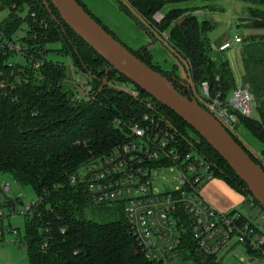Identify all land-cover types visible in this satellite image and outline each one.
<instances>
[{"label":"trees","instance_id":"obj_1","mask_svg":"<svg viewBox=\"0 0 264 264\" xmlns=\"http://www.w3.org/2000/svg\"><path fill=\"white\" fill-rule=\"evenodd\" d=\"M190 1L194 0H123V5L156 35L166 33L169 47L184 61L190 80L196 86L207 82L211 97L219 96L227 103L228 93L238 87L229 63L221 54L225 51L214 52L211 46L209 35L217 25L207 20L200 22L195 14L184 16L186 10L182 8L164 13L169 5ZM243 1L251 13L249 26L264 28V0ZM11 2L17 9L0 25V32L12 39L26 25L25 40L37 57L38 51L47 45L46 56L60 52L51 49V45H62L66 53L73 55L76 68L88 74L94 86L92 100L74 101L76 92L65 82L67 66L47 58L38 69L28 61L10 68L9 57L0 54V172L9 174L22 187H32L39 200V206L27 216L26 235L20 241L27 248L29 264H150L143 255H136L137 244L126 215L115 217L105 208L96 207L83 188L70 183V177L83 164L124 143L126 123L153 110L165 116L176 129L184 148L196 149L212 163L215 178L223 180L246 200L251 197L246 184L199 134L112 68L63 22L49 0ZM159 12L164 19L152 24ZM42 20L48 24L47 29L41 26ZM241 44V78L243 86H249L255 96L259 119L239 115L237 126H243L263 145L264 151V36L243 38ZM124 46L173 82L172 86L182 95L192 98L191 92L187 93V83L181 82L175 73L151 64L148 46L137 51ZM15 79L22 83H15ZM120 84H130L132 89H124ZM232 135L254 162L263 167L253 152L249 153L237 131ZM4 206L0 202V208ZM94 212L101 218H95ZM105 214L110 216L106 218ZM183 248L186 259L190 252L200 264L215 263L197 249L189 234Z\"/></svg>","mask_w":264,"mask_h":264},{"label":"built area","instance_id":"obj_2","mask_svg":"<svg viewBox=\"0 0 264 264\" xmlns=\"http://www.w3.org/2000/svg\"><path fill=\"white\" fill-rule=\"evenodd\" d=\"M1 7L17 9L11 0H0ZM41 26L48 28L44 20ZM25 32L21 44L16 42L17 35L9 39L0 32V54L9 57L10 68L19 65L20 57H24L38 69L46 63L44 52L49 47L40 49L37 57L25 40ZM242 42V35L237 33L219 50L227 51ZM16 55L18 60L14 62ZM74 68L70 69L75 71ZM22 70L26 72L25 68ZM85 78L88 80L75 77L74 101L93 99L94 86L88 74ZM16 82L22 83L19 79ZM189 86L192 98L231 134L236 133L239 115L253 117L256 99L249 86L236 89L227 103L219 96L211 97L208 83L199 89L193 83ZM124 129L126 141L83 164L71 175L70 183L83 188L95 204L114 202L125 206L126 219L140 255L150 264H190L183 248L189 234L197 249L213 258L212 264L230 257L239 258L245 264H264V225L242 212L220 213L201 197L202 187L215 179L213 165L196 149L184 148L178 132L165 116L153 110L126 123ZM162 187L165 189L160 191ZM10 192L9 183L0 184V200L15 205L8 195ZM247 203L264 220V207L252 196ZM23 206V214L30 217L39 200ZM4 217L0 208V220ZM5 232L19 234L17 230L0 227V238ZM241 249L246 251V256ZM187 254L191 256L190 252Z\"/></svg>","mask_w":264,"mask_h":264},{"label":"rangeland","instance_id":"obj_3","mask_svg":"<svg viewBox=\"0 0 264 264\" xmlns=\"http://www.w3.org/2000/svg\"><path fill=\"white\" fill-rule=\"evenodd\" d=\"M81 6H84L93 15L96 21H100L115 37L128 48L137 51L141 47L148 46L151 52V64L164 72H173L181 82L193 83L189 78V73L184 61L169 47V37L166 33L156 35L144 21L131 10L123 5V0H78ZM172 8H182L185 11L184 16L195 14L200 22L210 21L217 25L216 29L209 35L210 43L214 52H219V43L228 38L234 39L235 35L239 33L244 39H249L252 36H264V28L254 27L251 24V13L249 6L243 0H194L181 4L169 5L164 13ZM29 10H27L26 14ZM11 9L7 7L4 11H0V25L10 16ZM164 19V14L159 12L154 16L152 24L161 23ZM26 25L17 33L16 42L21 44L22 38L26 36ZM242 44L233 46L229 50L221 53L229 63L237 85V89L243 87L241 78V52ZM51 49L60 50V52H50L47 58L53 62H59L67 67L74 66L75 71L68 68L66 73V84L75 90V77L78 79H85L84 73L79 71L75 66V59L71 53H66L62 45H51ZM18 60V56L14 57V62ZM20 64L24 65L26 60L20 57ZM75 74V75H74ZM171 85L173 82L165 78ZM108 82V81H106ZM207 83V82H205ZM107 84V83H106ZM194 84V83H193ZM204 84V83H203ZM202 84V85H203ZM196 86V84H194ZM202 85L196 86L199 89ZM124 89L131 90L130 84H120ZM246 86V85H245ZM228 93V102L230 101L233 92ZM150 106L151 103H149ZM254 119H259V114L254 108ZM236 131L239 138L243 141L249 153L253 155L262 163L264 167V151L263 145L256 140L243 126H236ZM251 151V152H250ZM9 183L11 185V192L9 197L16 202L15 205H6L3 199L0 200L5 206L2 208L4 218L0 220V227L3 229H13L19 232L18 235L5 232L4 236L0 238V264H29V256L27 248L21 244V240L26 235V221L27 216L23 214L24 206L29 205L38 200V197L32 187H22L12 179L9 174L0 172V184ZM225 182L221 179L215 178L209 183L205 184L201 189V197L207 201V198L216 200L220 204L228 206L227 212L231 211L242 212L247 216L253 217L257 223L264 225V220L251 209L247 203L246 198L239 192L228 187L226 189ZM225 188V189H224ZM165 187L160 188V191ZM227 190L229 193H227ZM208 202V201H207ZM96 207L105 208L108 214H113L115 217L121 218V214L125 215V206L119 203L97 204ZM95 218L99 217L98 212L92 213ZM106 218L110 215L105 214ZM243 255L246 256V251L241 249ZM190 256V254H187ZM190 264H200L194 256L188 258ZM245 264L238 258L230 257L224 259L217 264Z\"/></svg>","mask_w":264,"mask_h":264},{"label":"water","instance_id":"obj_4","mask_svg":"<svg viewBox=\"0 0 264 264\" xmlns=\"http://www.w3.org/2000/svg\"><path fill=\"white\" fill-rule=\"evenodd\" d=\"M49 2L57 10L63 22L112 68L176 114L199 134L246 184L251 196L264 207L263 167L254 162L215 116L202 108L193 98L182 95L160 73L133 55L76 0H49ZM47 8L49 9V4ZM0 11H4V7H1ZM136 255L140 256L138 250Z\"/></svg>","mask_w":264,"mask_h":264},{"label":"crops","instance_id":"obj_5","mask_svg":"<svg viewBox=\"0 0 264 264\" xmlns=\"http://www.w3.org/2000/svg\"><path fill=\"white\" fill-rule=\"evenodd\" d=\"M228 41H230V39H228V38H225V39H223L220 43H219V47L222 45V44H224V43H226V42H228ZM225 185H227L226 183H225ZM228 186V185H227ZM226 186V189L228 190V191H230V189L228 188ZM225 189V188H224ZM227 190H224V191H226L227 193H229ZM231 192V191H230ZM207 201H208V203L209 204H211L214 208H216L219 212H227L228 211V206H225L224 204H220V203H218L216 200H212V199H209V198H207ZM234 211H236V210H234Z\"/></svg>","mask_w":264,"mask_h":264},{"label":"flooded vegetation","instance_id":"obj_6","mask_svg":"<svg viewBox=\"0 0 264 264\" xmlns=\"http://www.w3.org/2000/svg\"><path fill=\"white\" fill-rule=\"evenodd\" d=\"M189 92H190V89L188 88V92L187 93L189 94Z\"/></svg>","mask_w":264,"mask_h":264}]
</instances>
